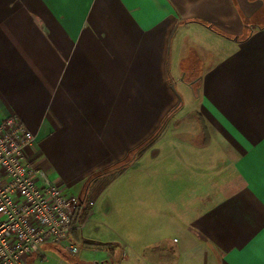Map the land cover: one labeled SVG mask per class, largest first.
I'll return each mask as SVG.
<instances>
[{"label":"crops","instance_id":"0c3cea01","mask_svg":"<svg viewBox=\"0 0 264 264\" xmlns=\"http://www.w3.org/2000/svg\"><path fill=\"white\" fill-rule=\"evenodd\" d=\"M12 115L32 164L90 201L88 176L173 130L111 183L140 178L110 212L146 228L178 208L183 243L137 242L129 263L264 264V0H0V122Z\"/></svg>","mask_w":264,"mask_h":264},{"label":"built area","instance_id":"2783aa9c","mask_svg":"<svg viewBox=\"0 0 264 264\" xmlns=\"http://www.w3.org/2000/svg\"><path fill=\"white\" fill-rule=\"evenodd\" d=\"M34 136L15 117L0 122V264H29L46 247L75 255L71 231L92 207L86 194L67 196L28 158Z\"/></svg>","mask_w":264,"mask_h":264},{"label":"rangeland","instance_id":"374dc122","mask_svg":"<svg viewBox=\"0 0 264 264\" xmlns=\"http://www.w3.org/2000/svg\"><path fill=\"white\" fill-rule=\"evenodd\" d=\"M183 87V88H182ZM174 91L178 98L184 103L182 113H190L195 108L193 103V94L191 90H187L184 86L175 87ZM167 134L162 140H154L151 147L153 149H160L163 147H172L173 141L171 129H166ZM164 134V135H165ZM155 151V150H154ZM143 161V160H140ZM149 166L150 162L147 160L141 162L140 168H144L143 165ZM149 163V164H147ZM145 165V166H146ZM130 174V173H129ZM121 175V174H120ZM136 177L135 174H131ZM131 175L125 174L118 182L115 181L117 176L106 188L103 196L99 198L96 205L93 207L92 215L89 216V221L81 231L82 238L88 241H94L97 243H108L117 245L114 250L97 249L92 246L84 245L82 240L75 241L77 253L75 255H68L66 252H60L53 250L49 247L43 249L44 256L30 257L29 264H131L129 263L133 255V246L139 244L153 245L158 240L164 241L167 247L178 248L183 243V234L180 232V220L184 222V219L178 218V208L174 213L163 212L161 217L150 219L148 230L142 225L141 220L143 218H134V222L128 218L125 214L110 212V206L114 204L119 189L126 185L127 179H131ZM140 179L139 177H136ZM109 177H103L99 182L94 184L91 193L95 192L100 186L108 182ZM102 194V193H101ZM154 203L152 202V205ZM112 214V215H111ZM139 219V220H138ZM185 223V222H184ZM180 224V225H179ZM154 228V229H153ZM156 233H153V231ZM127 231H130L127 233ZM151 232V233H150ZM175 240V241H174ZM117 249V251H115ZM115 251V252H114ZM190 251H188L189 253ZM125 255L126 259L122 260V256Z\"/></svg>","mask_w":264,"mask_h":264},{"label":"trees","instance_id":"16d2710c","mask_svg":"<svg viewBox=\"0 0 264 264\" xmlns=\"http://www.w3.org/2000/svg\"><path fill=\"white\" fill-rule=\"evenodd\" d=\"M157 134V133H155ZM155 135H152L150 138L144 140L142 143H140L138 146L130 150L125 157L120 159L119 161L113 163L112 165L101 169L99 171H96L92 173L90 176L86 178L84 181V186H89V184L99 182L100 178H103L105 176H108V182L102 186H100L98 189L95 190V192L92 194L91 202L95 200L107 187L108 185L117 177L119 176L124 170H126L127 167L131 165V163L135 160V158L140 155L154 140ZM87 214V213H86ZM84 245L92 246L97 249H108L112 250L113 245L108 243H97L94 241H83Z\"/></svg>","mask_w":264,"mask_h":264},{"label":"water","instance_id":"95a60500","mask_svg":"<svg viewBox=\"0 0 264 264\" xmlns=\"http://www.w3.org/2000/svg\"><path fill=\"white\" fill-rule=\"evenodd\" d=\"M173 88V87H172ZM179 101H180V99H179Z\"/></svg>","mask_w":264,"mask_h":264}]
</instances>
